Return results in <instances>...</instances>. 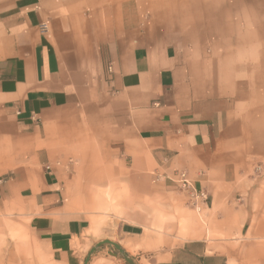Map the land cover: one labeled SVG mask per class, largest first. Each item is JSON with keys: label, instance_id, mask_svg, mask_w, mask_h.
Here are the masks:
<instances>
[{"label": "crops", "instance_id": "1", "mask_svg": "<svg viewBox=\"0 0 264 264\" xmlns=\"http://www.w3.org/2000/svg\"><path fill=\"white\" fill-rule=\"evenodd\" d=\"M253 162L264 0H0V264H127L91 252L105 239L135 264H240ZM181 174L208 200L177 233L199 218ZM95 188L143 197L144 219L95 213Z\"/></svg>", "mask_w": 264, "mask_h": 264}, {"label": "rangeland", "instance_id": "2", "mask_svg": "<svg viewBox=\"0 0 264 264\" xmlns=\"http://www.w3.org/2000/svg\"><path fill=\"white\" fill-rule=\"evenodd\" d=\"M253 169H252V174H250V177L254 180L255 186L260 187V185H264V174L261 172L263 171L261 163L260 162H253L252 164ZM263 177V178H262ZM261 179L263 180L261 184ZM96 187V186H94ZM186 193V198H187V204L189 205L190 208L191 206L190 202V196L187 190H185ZM88 198H90V201H92L95 206L93 207V211L95 213H100L101 215L104 216H115V217H125L122 213L125 211L130 212L131 214L128 215L131 218H139V219H144V211H145V202L143 197L141 196H136V198H132L131 201H127V195L122 193V192H111L108 190H102V188H95L93 190H90L85 193ZM121 196H117V195ZM207 194V193H206ZM207 200H208V195H207ZM130 202V205H127V202ZM124 202H126L124 204ZM207 202V201H206ZM127 205V206H126ZM150 207H148L149 209ZM159 211L160 207L156 206L153 207V210ZM164 209V208H163ZM194 209V208H192ZM204 208H201L200 210H195V214L198 215L199 218H167V222L164 225H167V229L169 231H173V227H176L175 230L177 233L184 232L185 227L187 224L191 225H196L198 223H195L197 220H199V225H201L200 229H202V225L204 226V218H202L203 210ZM164 211H166L164 209ZM247 226V229L245 230V246L249 249V257L246 261H242L240 264H262V261L258 260V256L255 255L254 253L260 252L261 250H264V238H257L255 239L256 234H258L259 230L264 229V218H256L252 219ZM155 225H160V224H155ZM252 253V255H250Z\"/></svg>", "mask_w": 264, "mask_h": 264}, {"label": "built area", "instance_id": "3", "mask_svg": "<svg viewBox=\"0 0 264 264\" xmlns=\"http://www.w3.org/2000/svg\"><path fill=\"white\" fill-rule=\"evenodd\" d=\"M42 29H45V24H43ZM180 186L184 189L187 190L191 199V202L196 210H200L201 207L206 203L207 201V194L203 190H197L191 182L185 178L184 174L180 175V180H179Z\"/></svg>", "mask_w": 264, "mask_h": 264}, {"label": "water", "instance_id": "4", "mask_svg": "<svg viewBox=\"0 0 264 264\" xmlns=\"http://www.w3.org/2000/svg\"><path fill=\"white\" fill-rule=\"evenodd\" d=\"M102 244H111V245H112V246L118 251V253L122 256V258L125 260V262H126L127 264H135V263L130 259V257H128V256L126 255V253L123 251V249H122L117 243L112 242V241L107 240V239L102 240V241L98 242L97 244H95V245L92 247L91 252H93L98 246H100V245H102ZM91 252H90V253H91Z\"/></svg>", "mask_w": 264, "mask_h": 264}]
</instances>
